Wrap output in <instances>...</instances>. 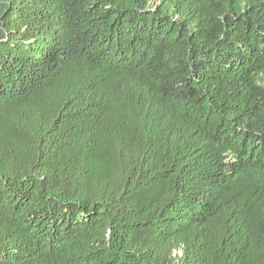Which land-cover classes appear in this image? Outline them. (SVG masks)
Masks as SVG:
<instances>
[{"label": "trees", "instance_id": "1", "mask_svg": "<svg viewBox=\"0 0 264 264\" xmlns=\"http://www.w3.org/2000/svg\"><path fill=\"white\" fill-rule=\"evenodd\" d=\"M0 264H264V0H0Z\"/></svg>", "mask_w": 264, "mask_h": 264}]
</instances>
